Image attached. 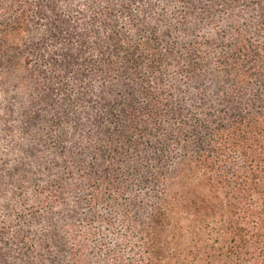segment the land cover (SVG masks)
I'll list each match as a JSON object with an SVG mask.
<instances>
[{"label":"trees","instance_id":"trees-1","mask_svg":"<svg viewBox=\"0 0 264 264\" xmlns=\"http://www.w3.org/2000/svg\"><path fill=\"white\" fill-rule=\"evenodd\" d=\"M0 264H264V0H0Z\"/></svg>","mask_w":264,"mask_h":264}]
</instances>
